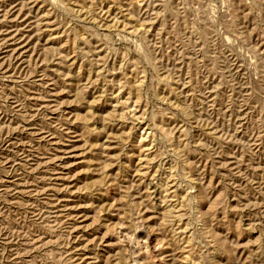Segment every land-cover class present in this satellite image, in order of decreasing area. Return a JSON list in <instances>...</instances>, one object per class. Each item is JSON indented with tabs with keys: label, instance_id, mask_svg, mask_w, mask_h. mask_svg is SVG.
<instances>
[{
	"label": "rangeland",
	"instance_id": "obj_1",
	"mask_svg": "<svg viewBox=\"0 0 264 264\" xmlns=\"http://www.w3.org/2000/svg\"><path fill=\"white\" fill-rule=\"evenodd\" d=\"M0 264H264V0H0Z\"/></svg>",
	"mask_w": 264,
	"mask_h": 264
}]
</instances>
